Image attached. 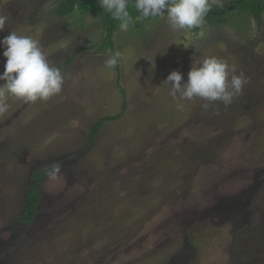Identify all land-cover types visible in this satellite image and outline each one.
Listing matches in <instances>:
<instances>
[{
	"label": "rangeland",
	"instance_id": "rangeland-1",
	"mask_svg": "<svg viewBox=\"0 0 264 264\" xmlns=\"http://www.w3.org/2000/svg\"><path fill=\"white\" fill-rule=\"evenodd\" d=\"M59 3L0 0V39L15 31L38 40L65 77L46 101L6 96L0 264H264V12L181 33L166 18H133L99 50L102 18L59 17ZM193 56L243 72L230 105L204 109L196 98L177 110L164 81L175 70L184 83Z\"/></svg>",
	"mask_w": 264,
	"mask_h": 264
},
{
	"label": "clouds",
	"instance_id": "clouds-1",
	"mask_svg": "<svg viewBox=\"0 0 264 264\" xmlns=\"http://www.w3.org/2000/svg\"><path fill=\"white\" fill-rule=\"evenodd\" d=\"M100 7L119 21V28L127 32L134 24L129 9L133 8L138 20L166 18L171 30L181 33L203 25L204 18L212 9L210 0H98ZM7 17L0 15V31L7 24ZM2 55L6 58L4 70L0 73V114L8 109L6 96L11 95L25 102L46 101L60 93L64 83L61 70L49 63L39 41L28 35H18L11 31L0 39ZM187 48V46H185ZM121 57L115 52L105 61V67L114 69ZM135 62V61H134ZM133 62V63H134ZM235 66H229L224 60L208 56L200 60L192 59L187 80L181 83L183 76L171 71L165 83L170 85L168 95L175 100L177 110L183 111L185 101L199 98L204 101L202 107L208 109L216 102L230 105L238 96L247 79L243 72L236 74Z\"/></svg>",
	"mask_w": 264,
	"mask_h": 264
},
{
	"label": "trees",
	"instance_id": "trees-1",
	"mask_svg": "<svg viewBox=\"0 0 264 264\" xmlns=\"http://www.w3.org/2000/svg\"><path fill=\"white\" fill-rule=\"evenodd\" d=\"M74 10H79L81 12H91L98 14L103 20V28L106 31V35L104 40L97 46L99 50H103L104 47H112L111 35L112 32L119 27V21L114 20L111 15L105 12L98 2V0H60V3L55 8V13L59 17H63L67 14H70ZM133 18L139 16V13L133 9H129ZM234 11H246L251 13L257 20L262 12H264V0H234L228 4L212 6L211 11L208 15L204 18V23H208L210 25H216L219 23H224L227 21V17L233 13ZM157 19V18H151ZM147 19V20H151ZM203 23V24H204ZM126 102L123 101L122 109H125ZM115 116H107L105 118H101L93 127L92 133L90 136H94L95 133L98 131L100 123L104 121V119H112ZM38 182L35 183L29 188L30 192L28 194V202L24 207V211L22 216L27 219L29 213L35 207L37 198H38V189L39 186Z\"/></svg>",
	"mask_w": 264,
	"mask_h": 264
}]
</instances>
